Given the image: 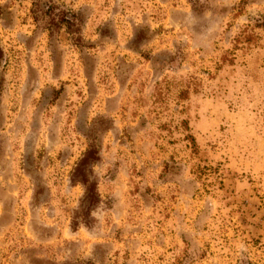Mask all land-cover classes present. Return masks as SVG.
I'll return each mask as SVG.
<instances>
[{"label":"rangeland","instance_id":"rangeland-1","mask_svg":"<svg viewBox=\"0 0 264 264\" xmlns=\"http://www.w3.org/2000/svg\"><path fill=\"white\" fill-rule=\"evenodd\" d=\"M0 264H264V0H0Z\"/></svg>","mask_w":264,"mask_h":264},{"label":"trees","instance_id":"trees-1","mask_svg":"<svg viewBox=\"0 0 264 264\" xmlns=\"http://www.w3.org/2000/svg\"><path fill=\"white\" fill-rule=\"evenodd\" d=\"M93 151L88 150L82 157L78 165L74 169V176L72 180H79L85 187V192L82 198V208L84 211H88L90 207L98 201V193L96 192V184L94 181H89L87 178V169L85 165L92 158ZM89 171V170H88ZM78 176V177H76Z\"/></svg>","mask_w":264,"mask_h":264}]
</instances>
